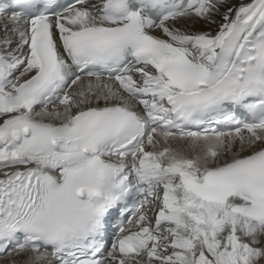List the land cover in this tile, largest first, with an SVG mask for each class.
I'll use <instances>...</instances> for the list:
<instances>
[{
	"label": "snow or ice",
	"instance_id": "obj_1",
	"mask_svg": "<svg viewBox=\"0 0 264 264\" xmlns=\"http://www.w3.org/2000/svg\"><path fill=\"white\" fill-rule=\"evenodd\" d=\"M0 259L264 264V0H0Z\"/></svg>",
	"mask_w": 264,
	"mask_h": 264
},
{
	"label": "bare ground",
	"instance_id": "obj_2",
	"mask_svg": "<svg viewBox=\"0 0 264 264\" xmlns=\"http://www.w3.org/2000/svg\"><path fill=\"white\" fill-rule=\"evenodd\" d=\"M239 2L240 1H238L236 3H239ZM236 3H234V4H236ZM188 23H189L190 29L193 31H203V30L212 31L213 28H215V31H216L219 27V24L221 23V19H220V16H217L216 17V23L211 24V25L205 23L204 21H190ZM157 34H159V33H157ZM2 260L3 259H1L0 262Z\"/></svg>",
	"mask_w": 264,
	"mask_h": 264
},
{
	"label": "rangeland",
	"instance_id": "obj_3",
	"mask_svg": "<svg viewBox=\"0 0 264 264\" xmlns=\"http://www.w3.org/2000/svg\"><path fill=\"white\" fill-rule=\"evenodd\" d=\"M238 1H240V0H230V3H233L234 4V3L238 2ZM212 32L215 33V28L212 29ZM5 259L10 260L11 257H8V258H5ZM0 264H5L4 259L0 262Z\"/></svg>",
	"mask_w": 264,
	"mask_h": 264
}]
</instances>
